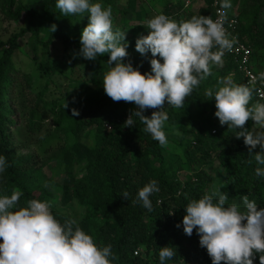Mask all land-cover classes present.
Masks as SVG:
<instances>
[{
  "label": "trees",
  "instance_id": "16d2710c",
  "mask_svg": "<svg viewBox=\"0 0 264 264\" xmlns=\"http://www.w3.org/2000/svg\"><path fill=\"white\" fill-rule=\"evenodd\" d=\"M180 1L162 0L160 12L177 21L213 17V0H204L209 8L198 11L185 10ZM119 2L102 0L111 8L113 22L132 10L139 20L149 16L141 14V0H126L125 8ZM237 9L236 33L250 48V65L257 74L264 70V0H241ZM0 14L15 25L14 32L0 40V155L10 165L0 177V190H22L21 204L33 198L47 201L61 223L76 219L98 245L112 246V264H159V248L166 245L177 251L167 264H211L195 230L191 237L183 232L187 199L221 185L228 203H241L247 195L264 207V178L255 175L256 162L243 138L237 139L234 130L219 123L214 98L206 92L231 77L254 88L253 103L264 102L257 96L258 88L264 92V84H248L236 58L225 51L222 65L212 66L211 75L185 99L184 108L165 104L168 143L161 146L144 131L139 118L133 117L135 127L125 126L136 107L133 103L113 101L104 92L108 54L95 61L79 55L86 16H62L55 0H0ZM114 29L120 30L115 22ZM141 35L125 34L129 54L125 60L143 73L151 70V53L142 55L135 49ZM21 47L48 78L41 89L15 61ZM73 108L79 115H72ZM253 123L249 119L245 127L251 130ZM85 136L91 145L83 141ZM49 137L58 139L55 146H46ZM46 169L60 177L61 184H52ZM151 180L158 181L160 191L151 197L149 212L133 201L138 189ZM124 191L130 193L128 200L121 196ZM253 264H260L258 254Z\"/></svg>",
  "mask_w": 264,
  "mask_h": 264
},
{
  "label": "clouds",
  "instance_id": "9594fccd",
  "mask_svg": "<svg viewBox=\"0 0 264 264\" xmlns=\"http://www.w3.org/2000/svg\"><path fill=\"white\" fill-rule=\"evenodd\" d=\"M218 3L222 11L216 20L198 15L177 21L163 12L148 18L144 24L148 34L135 41L139 53H151V70L143 73L125 60L129 55L125 31L114 29L112 10L102 0H55V7L62 16L87 17L79 37V55L95 61L108 54L104 92L113 101L136 106L125 126L135 127L133 117L139 118L144 131L165 146V104L184 108L185 99L211 75L213 65H222L225 51L233 47L234 40L223 26L231 0ZM257 82L264 84V70L253 77L252 84ZM253 93L252 86L235 83L229 77L215 90L208 89L206 95L214 98L219 123L234 130L237 139L243 138L256 162L255 175L264 178V102L253 103ZM148 109H154L150 116L144 114ZM72 115H79L75 108ZM249 119L256 126L251 130L245 127ZM257 147L259 150L253 152ZM9 166L7 158L0 155V177ZM220 187L213 185L199 198L187 199L183 232L191 237L195 230L211 264H253L257 254L264 264V207L247 195L242 196L241 203H228L229 197ZM159 191L158 181L151 180L138 189L133 202L151 212V197ZM23 195L19 189L0 190V264H112L115 256L110 244L98 245L76 219L61 223L47 201L33 198L21 204ZM121 196L128 200L130 193L124 191ZM176 255L175 247H160L159 264H167Z\"/></svg>",
  "mask_w": 264,
  "mask_h": 264
},
{
  "label": "rangeland",
  "instance_id": "374dc122",
  "mask_svg": "<svg viewBox=\"0 0 264 264\" xmlns=\"http://www.w3.org/2000/svg\"><path fill=\"white\" fill-rule=\"evenodd\" d=\"M22 2H26L27 0H20ZM141 14L144 15V13L148 12L149 16L146 18H142V20H139L138 17L135 14V10H132L131 14L129 16L123 17V16H118L116 18V25L119 27L121 31H125V34L127 36L131 35H137L142 33L143 35L148 34V29L144 26L146 20L150 18L153 14L159 13L161 8L163 7L162 0H141ZM182 3V0L180 1ZM241 0H231V8H229L230 13L232 14H237L238 11V6L240 5ZM120 6L125 8L126 6V0H120L119 2ZM201 8H206L208 9L209 6L205 3L204 0H191V3L189 4L188 7L184 8L185 10L193 9L195 11H198ZM15 25L7 21L6 19L3 18L2 14H0V40H5L8 38V36L14 32ZM27 48L21 47L16 53H15V61L18 65L19 68L25 73H30L32 74L34 80V86L36 89H41L44 84L47 81V76L43 72H39L36 68V66L32 63V61L27 57L25 54V51ZM84 73V72H83ZM85 75L89 76L87 72L85 71ZM58 139L54 137H49L46 146L51 145L55 146L57 144ZM83 141L91 145L92 140L85 136L83 138ZM45 174L48 177L52 178V181L54 183H59L61 184V178L58 176H54L52 171L49 169L45 170ZM49 185V184H48ZM78 213L77 208L74 206L73 208V213Z\"/></svg>",
  "mask_w": 264,
  "mask_h": 264
},
{
  "label": "built area",
  "instance_id": "2783aa9c",
  "mask_svg": "<svg viewBox=\"0 0 264 264\" xmlns=\"http://www.w3.org/2000/svg\"><path fill=\"white\" fill-rule=\"evenodd\" d=\"M190 3L191 0H184L185 7H188ZM211 6L213 12L212 19H219V13L222 11V9L220 8L218 0H213ZM225 11L226 16L224 18L223 26L226 30V33L229 35V38L234 40L233 47L231 51L228 52L236 58L238 69L246 78L247 83L252 84V79L256 73L254 72L253 67L250 65L251 50L244 42L239 39L236 33V26L238 23L237 14L234 15L228 10ZM257 96L259 99H264V92L261 88L257 89Z\"/></svg>",
  "mask_w": 264,
  "mask_h": 264
}]
</instances>
